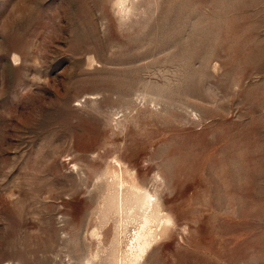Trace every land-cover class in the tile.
<instances>
[{"label": "rangeland", "instance_id": "rangeland-1", "mask_svg": "<svg viewBox=\"0 0 264 264\" xmlns=\"http://www.w3.org/2000/svg\"><path fill=\"white\" fill-rule=\"evenodd\" d=\"M0 264H264V0H0Z\"/></svg>", "mask_w": 264, "mask_h": 264}, {"label": "bare ground", "instance_id": "bare-ground-1", "mask_svg": "<svg viewBox=\"0 0 264 264\" xmlns=\"http://www.w3.org/2000/svg\"><path fill=\"white\" fill-rule=\"evenodd\" d=\"M145 242H146V238L143 235L138 236V242H137L138 247L136 253L140 252L143 249Z\"/></svg>", "mask_w": 264, "mask_h": 264}]
</instances>
